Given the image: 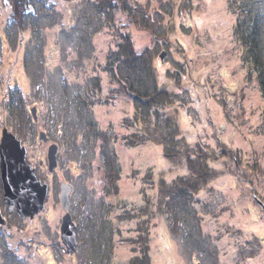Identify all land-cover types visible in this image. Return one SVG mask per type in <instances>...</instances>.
Returning <instances> with one entry per match:
<instances>
[{
    "label": "rangeland",
    "instance_id": "rangeland-1",
    "mask_svg": "<svg viewBox=\"0 0 264 264\" xmlns=\"http://www.w3.org/2000/svg\"><path fill=\"white\" fill-rule=\"evenodd\" d=\"M131 1L138 5V9H141L145 14L151 15L152 19L147 24L150 26V30L157 34V37L155 34L151 36L144 28L138 27L137 22L134 26L132 25L131 38L134 45H138V51L143 46L152 45L156 41L152 68L153 75L160 84L169 78L168 72L175 75L179 73L176 77L183 78V82L189 87L194 84L193 78L200 83L203 78L213 79L212 82L200 84V92L198 90L199 97L208 98L207 102L202 103L201 101L204 114L201 113L198 105L195 107L192 102L191 104L188 102L190 96L187 93H179V89L175 90L177 94L172 97V100L178 101L179 106L189 105L185 115L182 109L178 115L182 133H188L192 129L187 118H191L195 123L198 135L193 138L194 141L207 139L211 142L210 135L215 130L216 132L222 130L218 136L227 146L224 148L236 150L246 161L247 168L250 169L249 177L259 180H256L254 185L258 190L259 201L264 204V159H260L264 153L262 101L259 93L245 87V72L233 46L234 39H231L235 22V15L230 11L231 0ZM172 1L175 2L174 5ZM261 1L264 10V0ZM89 4L93 3H89L87 0L34 1V7L40 12L38 19L41 21L44 32H41L39 36L36 30L27 27L26 32L31 38L33 40L35 37L37 38L33 44H30L32 45L31 56H34L32 53L40 38H43L45 40L44 59L46 56V64L42 65L41 73L46 71L49 74L51 71L56 77H60L64 73L68 78H30L29 76H32L34 70H31L32 73L24 70L20 61L22 53L14 54L6 51L3 55L0 105L3 107L8 105L7 100L12 97V93H10L12 90L9 88L13 87L14 89L17 86L14 92L17 97H21L19 100H22V105H25L26 112L21 118L22 123H27L33 116L28 112L29 104L35 101L39 102L38 106L35 104L30 106L31 109H39L37 112L38 122L36 127H29L32 128V132L26 128L25 132L29 134L24 143L26 146L41 147L42 144L38 145L40 143L36 141L38 138L37 129L43 128L51 131L52 140L62 141L61 134L64 133L63 137L70 146L68 147L70 151L79 148L86 153V150H83L85 143L77 137L76 129L84 124L88 136L92 135V130L87 128L88 124L82 120L83 116L79 118L82 112L75 110V105L82 107L83 102H78L79 94H82V101L86 98L90 99V95H92L93 101L100 99L98 94L102 90L95 85L92 78L95 73V76L100 78L106 77V74H102V76L100 74L102 66L106 62H110L109 58L112 55L106 51L108 46H112L111 42L113 41L107 30L110 28L116 30L119 25L118 21L124 24L128 20L123 14H115V17L109 13L111 18L117 19V22L102 26L99 33L91 34L97 31L102 24L100 17L98 19L89 17L97 12L96 8H92ZM62 10H64V14L61 19L59 11L62 12ZM132 11L135 14H131L135 17L143 14L142 11L137 12L133 9ZM101 17L106 18L105 15ZM89 20H92L91 24H88ZM106 26L107 28L104 30ZM61 27H64L65 31H61ZM69 27L73 28V33L68 32L71 31ZM15 31L16 28L11 26L8 34L12 36ZM161 53L165 54L164 62L160 60ZM81 56L84 58L83 66L75 63ZM127 64L126 62L125 67ZM48 65L50 68L47 67ZM175 69L179 72L174 71ZM46 73L44 77H47ZM4 78L10 79L4 81ZM62 86H65L63 90ZM153 87L154 84L151 83L142 88V91L151 94L149 90H152ZM67 89L68 91H66ZM134 91L138 94V87ZM242 92L243 98H241ZM4 101H6L5 105H3ZM104 108L103 105L96 106L94 116L101 122V125L111 121L119 128V131L115 132L112 137L122 145L125 129L120 126V122L125 117V109L123 106L115 107L112 109L113 112L110 113L107 110L105 113ZM106 108L109 107L106 106ZM74 110L75 112H73ZM128 110L130 113L139 111L137 105L130 106ZM209 111L212 118H210ZM11 115L18 122L19 115L7 110L6 123H0V138H2L5 127L11 129ZM204 118L214 120V126L208 125ZM59 125L62 127L60 126V128ZM56 128L60 130L58 133ZM111 130H115V128L107 130L104 136L105 143L99 142V144H103V147L109 143L107 137L111 135ZM75 136L79 145L82 146L78 144L72 146L71 141L75 140ZM92 145L94 146L88 148V152H91L92 158L96 159V165L100 163L103 165L101 153H96L98 151L97 143L94 141ZM141 146L144 145L134 147L132 150L123 149L120 158H118L123 166V171L117 192L122 193V199L126 203H128V199L138 200V197L141 202H148L146 201L148 198L151 203L150 195L156 199L157 194L158 196L164 195L163 191L168 190L164 184L158 183L159 189L156 187L152 192H149L153 185L144 182L147 175L143 173L139 174L137 179H133L132 170L128 167L136 165V161L138 169L141 165L140 168H143L144 171L147 166L157 165L162 169L167 163L160 159L161 153L157 145L149 143L144 147ZM114 147L116 148L117 145L114 144ZM108 158L110 167L114 168L113 160ZM256 162L262 166V173L260 170L256 172L262 174L259 177L256 174L254 176ZM224 170L227 173L222 178H215L213 183L202 191L186 198L168 196L169 203L166 202L167 208L161 217L162 212L156 215L155 210L152 214V206L143 214L139 210L138 201L129 207L125 205V210L121 209L124 221L123 229H118L114 224L113 219H116L117 214L110 215L105 206L104 209H100L104 204L103 197L91 199L90 193L84 197L81 196L82 193H79L82 189V180H74L75 184L77 183L79 186L76 191L79 192L73 195L74 206L70 213L82 231L79 232L78 237L83 238L85 244L89 241V244L78 248L77 257L73 261L76 264H196L198 262L201 264H264V209L252 197L248 198V187L244 183H240V176L237 177L240 172L230 171L229 168ZM69 173H66V178L71 174ZM158 199L161 202L163 200L161 196ZM57 200L53 194L49 195L46 211L39 214L33 221L31 219L24 220L17 207L13 208L11 217H8L7 227L2 231V234H6L11 240L8 242L9 248L16 250V253L17 250L19 251L17 254L20 259H24L30 264H40L38 255L40 251L41 255L42 253L46 254V259L49 261L54 259V264H71L67 263L69 255L67 258L61 243V216L59 213L61 206L55 205ZM140 205L143 207L145 203ZM1 209L5 212L11 209L9 204L4 202L2 189L0 191ZM157 210L159 211V208ZM4 214L9 215L8 213ZM143 221L146 222V225ZM23 239L32 246L34 245V249L21 247L20 243ZM2 259L0 255V264Z\"/></svg>",
    "mask_w": 264,
    "mask_h": 264
},
{
    "label": "trees",
    "instance_id": "trees-1",
    "mask_svg": "<svg viewBox=\"0 0 264 264\" xmlns=\"http://www.w3.org/2000/svg\"><path fill=\"white\" fill-rule=\"evenodd\" d=\"M34 1L38 0H0V81H3V55L6 51L14 54L22 53V59L20 61L24 67V70L28 72L30 71V73H32V69L34 70L32 76H29L30 78H68V76L64 73H62L60 77L53 76L51 71H49V74H47L46 71L41 73L42 65L46 64V56L44 59L45 40L43 38H40L35 50H33L32 54H34V56H31L32 45L30 44H33L37 38L35 37L34 40L31 38V36L26 32L27 27L36 30L39 36L41 35V32H44V28L41 26V21L38 19L40 12L34 7ZM87 1H89V3H93L94 5H89L92 6V8H96L97 11L96 14L89 15V17L95 19L100 17V22L102 24L100 28L98 27L97 31H94L91 34L99 33V30L102 28V26L117 22V19H113L114 17L111 18L110 14H113L114 16L115 14H123V16L128 20L124 24L118 21L120 26L114 24L117 25L116 30L113 28L107 30V32H109L112 36L113 41L111 42L112 46H108L106 51L112 55L109 58L110 62H106L105 65L102 66V73L100 74L101 76L102 74H106V77L100 78L95 76V73L92 78L93 82H95V85L102 90L98 94L100 99L93 101V97L90 95V99L86 98L82 101V94H79L78 96V102H83V104L82 107L81 105H75V110H81L80 113H82L79 115V118L83 116L82 120L85 124H88V129L91 128L92 135H90V137L86 134L83 124L76 129V133H78L77 137H79L83 142H85L83 139H94V141L97 143V148H99L101 151H106V149L110 147L109 152L112 150L116 153L115 155L112 154L113 157L111 159L113 162L114 160L117 162L116 166L114 165L115 167L112 170V174L116 175L115 180L117 181L123 171V166L118 160V158H120L119 154L121 156L123 149L132 150L134 147H138L140 145L146 146L149 143H153L160 149V159L167 162L165 167L162 169L156 165L147 166L145 167L146 170L144 171L143 168H140L141 165H139L138 169L137 161L136 165L128 167L130 170H132L133 179H137L138 175L142 173L147 175L144 182L153 185L152 189H149V192H152L154 188L156 189L158 183L164 184L168 190L163 191L164 195H160L163 198L162 202L158 199L160 196L157 194V196H155L156 199L150 195L152 197L151 203L149 202L150 199L148 198H146V201L148 202H141L138 197V200L128 199V203L124 202L122 199L118 202V206L121 205V209L123 208L124 211L125 205L129 207L130 205L136 204L138 201L139 210H141L143 214H145L146 210L152 206V214L156 210V215H158L159 212H162L160 214L161 217L166 211L165 209L167 206L165 205L166 202H168V196L186 198L189 195L202 191L204 188H206V186L212 184L215 178L220 177L224 173V169L227 168L231 169L230 171L240 172V175H237V177L241 176L252 179L254 184L255 182L259 181L258 179L249 177L250 169L247 168L248 166L246 161L241 156H239L236 150L224 148L227 146L217 136L213 138V135L211 137V142H209L207 139L194 141L193 138L197 137L198 134L194 126L195 123L192 122L191 118L186 117L190 121L192 129H190L188 133H182V129L178 121V115L181 112V109L185 115V111L189 105L185 104L179 106L178 101L172 100V97L177 94L175 90L179 89V93L184 92L187 93L188 96L193 94V90L197 91V94H199L200 84L203 82H212L213 79L203 78L200 83L195 80V78H193L194 84H191L189 87V85L183 82V78L176 77L179 74V71L175 69L174 71H176L178 74L175 75L172 72H168L167 75L169 78H167L166 81H162V84H160L159 81L154 77L152 68V60L154 57L153 53L155 52L154 46L156 41L152 45L143 46L141 50L138 51V45L135 46L131 38L132 25L134 26V24L137 22L138 27L144 28L151 34V36L155 34L150 30V26L147 24L148 21L152 19L150 18L151 15H147L141 9H138V5L134 4V2L131 0ZM172 4L174 5L175 2L172 1ZM230 7V11L235 15V22L232 29L233 35L231 38L232 40L234 39L233 46L237 51L240 63H242L241 65L245 72V87L247 89L254 90L261 96V120L262 124L264 125V10L262 7V1L231 0ZM132 9L137 12L142 11V16L138 15V17H135L133 15L135 13H133ZM59 13L62 19L64 10H62V12L59 11ZM104 15L106 20L101 17ZM89 23L91 24L92 20H89L88 24ZM141 24L143 26H140ZM11 26L16 28V31L12 36L8 34L9 27ZM63 28L64 27H61L60 30L65 31ZM106 28L107 26L104 28V30ZM69 29L71 31L68 32L73 31V28L69 27ZM155 35L157 37V34ZM160 39L162 38L160 37ZM83 60L84 58L81 56L77 59V62H74L83 66ZM126 62L128 64L125 67ZM47 67L50 68L49 65ZM45 73L47 74V77H44ZM9 79L10 78H7L6 80L4 78V81H9ZM151 83L154 84L152 90H149L151 91V94L146 92L143 93L142 88ZM16 87L17 86H15L14 89L13 87L9 88L12 90V92H10L12 93V97L8 100L6 99L8 105L6 107L0 105V123H6L7 110L18 114V122L13 115L10 116V125L12 126L9 131L12 132L13 130L14 134H16L19 139L22 141L24 140L25 142L29 135L25 132V130L28 128L31 130L30 132H32V128L29 127H31V124L34 123L32 122V117L27 123H22L21 118H23V116L26 114L24 110L25 105H22V100H19L21 97H17V94H15L14 90ZM64 87L62 86V90ZM137 87L138 94H136L134 91V89ZM66 91H68V89ZM243 96L244 94L242 92L241 98H243ZM199 99L202 101V103L208 101V98L205 97L203 99L202 97H199ZM191 101V99L188 100L190 104ZM5 102L6 101H4L3 105H5ZM99 105H103L104 107H124L125 117L123 118L122 122H120V126L125 129L123 132L124 140L122 145L120 142L113 140L112 137L115 132L119 131V128H117L116 125L111 121L105 125H101V122H99L96 116H94L95 107ZM135 105H137L139 109L138 113H130L128 108L130 106L135 107ZM75 110L73 112H75ZM28 112L30 111L28 110ZM26 118H28L27 115ZM112 128H115V130H111V135L107 137V139H109V143L106 145V147H103V144L105 143L104 136L106 135L107 130ZM94 141L92 144H94ZM100 141L103 144H99ZM114 144L117 145L116 148L114 147ZM260 159H264V153ZM216 164L226 168H218ZM142 165L144 166V164ZM254 165H256L254 176L256 174L259 177L262 175L260 174L262 173V166H260V164L257 162ZM258 170H260V173H256L259 172ZM115 188V191L117 192L119 190L118 184L115 185ZM252 188L254 189L252 194L256 195V197H259L257 195L258 190L255 189V185H253ZM247 195H250L249 192H247ZM141 203H145V205L142 207L140 205ZM176 203L179 204L178 201H176ZM162 204L164 210L162 208ZM260 204L264 209V204ZM101 206V208L99 207L100 209H104L106 207L105 204ZM118 206H110V212L119 216H115L116 219H113L114 224L118 229H123L124 221L123 216L121 215L122 210H120ZM157 208H159V211ZM143 222L146 225V222ZM9 241L11 240L8 239L6 234H0V255L3 258L1 264H30L26 260L20 259V257H18V250L16 253V250H11L9 248ZM20 246L33 249L35 247L24 239L21 241Z\"/></svg>",
    "mask_w": 264,
    "mask_h": 264
},
{
    "label": "flooded vegetation",
    "instance_id": "flooded-vegetation-1",
    "mask_svg": "<svg viewBox=\"0 0 264 264\" xmlns=\"http://www.w3.org/2000/svg\"><path fill=\"white\" fill-rule=\"evenodd\" d=\"M161 60V59H160ZM162 62H164L163 60H161ZM193 96V97H191ZM190 99L192 100V105H194L195 107H197V105L199 106L201 113L204 114V109L202 107H200L201 104V100L199 99V96L197 94V91L193 90V94L190 95ZM31 100V99H29ZM240 100V99H239ZM39 105V102L35 101L32 104H29V111L31 109L30 106L32 105ZM113 108L115 107H109V108H104L105 113H107V110L111 113L113 112ZM209 110V107L207 108ZM206 109V110H207ZM39 110V109H38ZM37 110V112H38ZM31 114V111H30ZM210 114V118H212L211 113L209 111ZM204 117V116H203ZM210 118H204L206 119V121L208 122V125H212L214 126L215 121L211 120ZM32 122L34 124H31V127L34 128L36 127V124L38 122V116H37V121L34 120V117L32 116ZM62 127V125H59V127ZM58 127V126H57ZM58 127V128H59ZM60 127V128H61ZM7 128V127H5ZM58 128H56V132L58 133L60 130H57ZM7 130L9 131L10 129L7 128ZM38 138H37V142L40 143L38 145H41V147H33L32 145L26 146L24 143V140L22 141L21 139H19L16 134H14V132H11L12 134H14L18 140L21 141V144L23 147H26L27 149V156H26V162L27 164L30 166L31 171H34V176L37 179V181L44 187H46V189L48 190V195L45 201V208L42 212H40L39 214L43 213L44 211H46L45 209H47V201L49 199V195L55 197V199L57 200L55 202V205H57L58 207L61 206V209L59 210L60 216H61V225H62V221H63V217L65 215L66 212H64L63 208H62V203H61V193H62V189L64 186H71L73 189L72 194H70V205L67 209V212L70 213L72 207L74 206L72 198L74 197L73 195L75 193H78L79 191H76L79 186H77V183L75 184L74 180H82V189L81 192L79 194H81V196H85L88 195V193L91 194V199L94 198H100L103 197L104 199V204L107 207L106 210L107 212L111 215L112 212H110V206H118V202L121 201L122 199V193L121 192H116L115 191V185L118 184V187H120V182L122 180V174L120 176V178L117 180H115V176L112 174V170L114 168L110 167V161L109 158H112V154L115 155L116 153L114 151L111 150V152H109V148L106 149V151H101L98 148V151L96 153H101L102 157L101 159H103V165L102 163L96 165V159H94V157L92 158V153L88 152V148H91L93 145V141L89 140V139H83L85 142V145L83 147V150H86V153L79 150V148H74V150H69L68 147H70L68 145V143L66 142V140L64 139V133L61 134L62 137V141L60 140H52V138L50 137L51 131L48 129H43V128H38ZM62 130V129H61ZM204 131V130H203ZM45 133V136L43 137V139H39V135L40 133ZM222 130L220 132H216V130L213 132V134H211L210 136L213 138H215V136H218V133L221 134ZM205 133V131H204ZM212 138V139H213ZM72 146L74 144H78V140H75L72 142L71 141ZM82 146V145H79ZM56 147V149L54 148ZM74 147V146H73ZM55 149V158H53L52 160V164H51V160H50V150L54 151ZM119 154V153H118ZM65 155V156H64ZM94 156V155H93ZM120 157V154H119ZM88 165L87 167L85 165ZM117 162L116 160H114V165L116 166ZM114 166V167H115ZM71 174H70V173ZM66 173L70 174L68 176V178L65 177ZM241 181H246L248 186L250 187L249 189V199L252 197L254 200H256V202L261 205L260 203V198L256 197V195H253L252 193L254 192V189L252 188L254 185V182L252 179L249 178H240ZM80 183V184H81ZM119 191V190H118ZM251 192V193H250ZM119 209L121 210V205L118 206ZM13 211V210H12ZM12 211H9V209L7 210V212H5L3 209L0 210V214H2L4 216V218L6 219V222H9V218L11 217V213ZM16 212V211H15ZM4 213H8L9 215H5ZM16 214V213H15ZM71 214V213H70ZM13 215V214H12ZM14 216V215H13ZM38 215H36L34 218H36ZM72 216V215H71ZM9 217V218H8ZM31 219L32 221L34 220ZM24 219V218H23ZM27 220H29L30 218H26ZM73 219V218H72ZM73 222L76 224V238H77V245H76V249L73 252L72 255H69V259L67 261V263H71V264H76L73 259L75 260L76 253L78 252V248L80 247H85V241L80 240L78 237L79 232H82L81 229L79 228V224L78 222L74 221ZM7 227V224H2L0 226V234H2V231ZM60 230H61V226H60ZM61 237V236H60ZM62 243V241H61ZM63 244V243H62ZM87 244H89V241H87ZM64 246V245H63ZM49 248V247H48ZM64 250L67 254V258H68V253L67 250L64 246ZM39 255V263L40 264H54V259H51V261H49V259H46V254L42 253V255L40 254V251L38 252ZM67 260V259H65Z\"/></svg>",
    "mask_w": 264,
    "mask_h": 264
},
{
    "label": "water",
    "instance_id": "water-1",
    "mask_svg": "<svg viewBox=\"0 0 264 264\" xmlns=\"http://www.w3.org/2000/svg\"><path fill=\"white\" fill-rule=\"evenodd\" d=\"M164 58L165 54L161 53L160 59ZM30 111L37 121V110ZM44 136L45 133H40L39 139H43ZM1 140L0 173L4 202L9 204L10 211L16 206L22 218L33 219L45 208L47 189L37 181L34 171H31L27 164V149L22 146L21 141L6 128L2 132ZM55 149L50 150L51 164L55 158ZM71 191V186H64L61 193L62 208L66 212L61 225V239L69 254L74 252L77 245L76 226L71 214L67 212ZM6 223V219L0 214V225Z\"/></svg>",
    "mask_w": 264,
    "mask_h": 264
},
{
    "label": "bare ground",
    "instance_id": "bare-ground-1",
    "mask_svg": "<svg viewBox=\"0 0 264 264\" xmlns=\"http://www.w3.org/2000/svg\"><path fill=\"white\" fill-rule=\"evenodd\" d=\"M1 138H0V144H1ZM239 154V153H238ZM240 156V155H239ZM224 157H226V156H224ZM217 166H218V168H223L224 169V166H219L218 164H216ZM227 173V171L226 170H224V173L220 176V177H218V178H222L225 174ZM240 178H244V177H241L240 176ZM240 183H244L247 187H248V189H250L249 188V186H248V184H247V182L246 181H241ZM239 186V185H238ZM0 188L2 189V184H0ZM72 192H73V189H72V191L69 193V200H70V194H72ZM47 195H48V190H47ZM47 197V196H46ZM75 226H76V224H75ZM80 240H82V238L80 237L79 238ZM199 263V262H198ZM198 263H196V264H198ZM201 264V263H200Z\"/></svg>",
    "mask_w": 264,
    "mask_h": 264
}]
</instances>
